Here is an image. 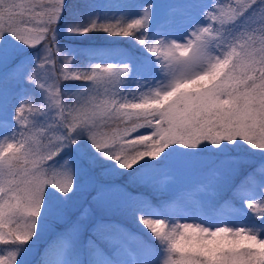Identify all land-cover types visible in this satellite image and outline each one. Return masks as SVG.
Returning a JSON list of instances; mask_svg holds the SVG:
<instances>
[{
	"label": "snow or ice",
	"instance_id": "6c2138e0",
	"mask_svg": "<svg viewBox=\"0 0 264 264\" xmlns=\"http://www.w3.org/2000/svg\"><path fill=\"white\" fill-rule=\"evenodd\" d=\"M90 33L136 55L73 46ZM0 246V264H264V0H0Z\"/></svg>",
	"mask_w": 264,
	"mask_h": 264
},
{
	"label": "trees",
	"instance_id": "16d2710c",
	"mask_svg": "<svg viewBox=\"0 0 264 264\" xmlns=\"http://www.w3.org/2000/svg\"><path fill=\"white\" fill-rule=\"evenodd\" d=\"M67 2L69 4H78V3H82L83 0H67ZM90 2L96 4L101 9H103L105 12H108L110 6L112 5H117L121 3H137V2H142V0H90ZM155 2L160 5H165V4H172V3H182L183 0H155ZM231 2L234 3L235 0H231ZM160 11L163 12L164 10L161 9ZM73 46L78 47L80 49L109 47V48L116 49L118 51L127 52L129 55H132V56L136 55V47L132 45L131 43H129L128 38H121V37L105 38V34H103L101 38H96V40L85 39V37H82L79 39L76 38V40L73 42ZM119 58L121 57L116 55V56H112V57H108L104 59H101V58H94V59L101 63H107V62L119 60ZM76 59H79L78 64H81L80 66H83V64L87 66L89 63V57L82 55V54L78 55ZM83 83H84L83 81H73V80L63 81L61 80V84L68 86V87H71L73 85H80ZM120 126L123 127V124H121ZM128 226L131 227L132 225L129 223ZM0 248L6 249L7 246H0ZM40 248L41 250L43 249V242H41Z\"/></svg>",
	"mask_w": 264,
	"mask_h": 264
},
{
	"label": "rangeland",
	"instance_id": "374dc122",
	"mask_svg": "<svg viewBox=\"0 0 264 264\" xmlns=\"http://www.w3.org/2000/svg\"><path fill=\"white\" fill-rule=\"evenodd\" d=\"M102 36H103V33H90L88 36L85 37V39L96 40V38H101ZM79 38H82V37H78V39ZM78 60L79 59H76L77 65H81V64H78ZM83 66H85V64H83ZM73 70H75V69H73ZM130 86L133 87V88H135L136 85L135 84H132Z\"/></svg>",
	"mask_w": 264,
	"mask_h": 264
}]
</instances>
